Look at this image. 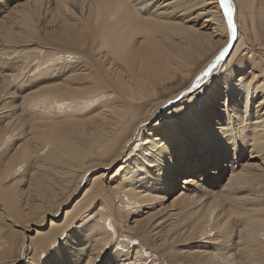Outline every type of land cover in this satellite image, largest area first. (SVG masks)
<instances>
[{
  "label": "bare ground",
  "instance_id": "obj_1",
  "mask_svg": "<svg viewBox=\"0 0 264 264\" xmlns=\"http://www.w3.org/2000/svg\"><path fill=\"white\" fill-rule=\"evenodd\" d=\"M128 2L0 0V52L21 62L0 65V264L53 248L45 264H264V0H231L235 47L178 119L167 100L226 44V18L215 0Z\"/></svg>",
  "mask_w": 264,
  "mask_h": 264
},
{
  "label": "snow or ice",
  "instance_id": "obj_2",
  "mask_svg": "<svg viewBox=\"0 0 264 264\" xmlns=\"http://www.w3.org/2000/svg\"><path fill=\"white\" fill-rule=\"evenodd\" d=\"M215 2L218 4L219 11L221 12L222 16L226 18L227 21V42L222 48L219 49L218 55H216L215 58L198 75L195 76V78L191 81L190 85L186 86L185 90L179 91L178 94L175 95V100H167V105L174 106L178 110L176 113L173 114L170 119H178L179 117L183 116L185 113L188 112L190 108L195 106L197 102L201 100L202 95L208 90V83L215 81L219 78L218 75H213L214 70H217L218 68L222 67V61L225 63L227 62V57L231 55V49L235 47L234 41L238 39V36L237 27L234 21L233 4L231 3V0H215ZM132 4H134V0H129V2L125 6L131 8ZM212 6V4H208L206 5V8H210ZM33 71H35V69L32 67H22L21 70L16 73L14 79H19L20 77L24 76L25 73L31 75ZM205 78H208V82H205ZM167 105H162V107L166 108ZM161 115H163L162 112L154 116L153 120L149 121V127L151 126L152 122H154L155 120H159ZM161 126H164L163 121H161ZM153 131L155 135H159V132H156L155 130ZM213 133L217 138H223L227 136V131L217 132L215 131V129H213ZM161 139H163V137H161ZM141 143H144L143 140L141 141ZM157 143H159V141H157ZM144 147L150 148L151 145L146 144L144 145ZM124 155L126 156L127 152ZM71 236L72 230L70 229L65 236V239L68 240L69 243V238ZM55 251V248L48 251L45 256V259L39 261V264H45L47 257L52 255ZM128 258L131 259L130 256Z\"/></svg>",
  "mask_w": 264,
  "mask_h": 264
},
{
  "label": "rangeland",
  "instance_id": "obj_3",
  "mask_svg": "<svg viewBox=\"0 0 264 264\" xmlns=\"http://www.w3.org/2000/svg\"><path fill=\"white\" fill-rule=\"evenodd\" d=\"M206 9H208V8H206ZM41 11V10H40ZM38 16H39V18H40V13L38 14ZM203 19H201V21H202ZM39 22V21H38ZM1 51V50H0ZM3 62H10V63H13V64H20L21 62H20V60L17 58V56H16V54H13L12 55V60L10 59H8V56H5V55H3L1 52H0V65L1 66H3L2 64H3ZM10 63L8 64V65H4V67L5 66H9L10 65ZM34 63L35 62H32V64L29 66V67H33V65H34ZM28 74L27 73H25V75L24 76H22L23 78H26V76H27ZM246 158V157H245ZM27 164L28 163H26V166H27ZM31 164H32V162H30L29 163V165L31 166ZM29 172H30V170H28V173L23 177V179L24 180H26V179H28V174H29ZM97 174V172H94V173H91L90 174V176L88 177L89 179H88V181L86 182V185L73 197V199L71 200V202H69V204L68 205H65L63 208H62V212H60V215H59V217L56 219V222H62L63 221V218H64V216H65V212L68 210V209H70L73 205H74V203H76V201L83 195V193H84V191L90 186V183H91V181H92V176L93 175H96ZM183 176V175H182ZM184 176H186V175H184ZM260 184V185H259ZM259 184H257L256 186H257V188L256 189H258V190H262V185H261V183H259ZM181 185H178V188L180 187ZM179 191V189H175L174 191H171V192H169V193H160V195L161 196H164L163 197V199H161L160 201H158L160 204L158 205V206H161V205H168L170 202H171V200H172V198L174 197V195L177 193ZM180 205H181V203H180ZM199 205H201V203L199 204ZM176 207V206H175ZM174 207V208H175ZM185 210H184V208L182 209V212H184ZM93 212V211H92ZM179 212V211H178ZM90 215H92V213H90L89 214V216ZM89 216H87V217H89ZM87 217H85V218H82V220L79 222V223H83V221H85V222H87V221H89V218L87 219ZM175 223H181V222H184V227H188V228H190L189 227V223H188V221L186 220V218L180 213L179 215H175V217H174V220H173ZM79 223H76L75 224V226H74V228L73 229H77V225L79 224ZM49 222H45V226H44V231H47L48 229H49ZM145 226H147V225H145ZM71 228H69L68 229V231L70 230ZM68 231H66V233L68 232ZM172 231V230H171ZM29 235L31 236V237H33V236H35V232L34 231H32V232H30L29 233ZM64 236V235H63ZM74 235H72L69 239H71L72 237H73ZM61 238V239H60ZM59 239H58V242H62L61 240H63V238L62 237H60ZM205 240V239H204ZM62 244V243H61ZM113 248H114V243H111V244H108V246L104 249V254L101 256V258L100 259H104L105 258V256H106V254L107 253H109V256L111 257L112 256V250H113ZM45 256H46V253H43L42 255H34V256H31V253H29L28 255H27V257H26V259H24L23 261H26V260H29L30 261V259H34L35 260V262L33 263V264H39V261H41V260H44L45 259ZM41 258V260H39ZM48 258V257H47ZM105 260H107V262H106V264H109L110 263V261L112 260V259H107V257L105 258ZM171 262H173V256L172 257H170L169 258V260H165L163 263L164 264H172ZM21 263H23V262H21ZM20 263V264H21ZM30 263H31V261H30ZM145 264H148V261L145 263Z\"/></svg>",
  "mask_w": 264,
  "mask_h": 264
}]
</instances>
